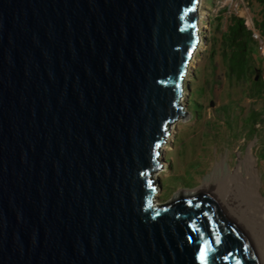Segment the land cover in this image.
Segmentation results:
<instances>
[{"label":"water","instance_id":"1","mask_svg":"<svg viewBox=\"0 0 264 264\" xmlns=\"http://www.w3.org/2000/svg\"><path fill=\"white\" fill-rule=\"evenodd\" d=\"M197 2L0 0V264H261L216 189L153 203Z\"/></svg>","mask_w":264,"mask_h":264},{"label":"rangeland","instance_id":"2","mask_svg":"<svg viewBox=\"0 0 264 264\" xmlns=\"http://www.w3.org/2000/svg\"><path fill=\"white\" fill-rule=\"evenodd\" d=\"M196 16L199 42L187 63L180 98L186 113L168 123V135L159 146L156 160L162 166L150 174L153 200L170 202L206 182L214 183L250 152L264 200V89L261 97L250 94L253 76L264 79L262 4L258 0H198ZM233 16L244 18L253 31V72L242 80L230 76L227 69L229 44L224 33ZM192 95L198 105L189 101Z\"/></svg>","mask_w":264,"mask_h":264},{"label":"bare ground","instance_id":"3","mask_svg":"<svg viewBox=\"0 0 264 264\" xmlns=\"http://www.w3.org/2000/svg\"><path fill=\"white\" fill-rule=\"evenodd\" d=\"M203 185L216 189L234 205L252 238L261 264H264V200L259 192V177L252 153L240 160L232 172L222 173L216 182ZM153 203L157 201L153 200Z\"/></svg>","mask_w":264,"mask_h":264},{"label":"trees","instance_id":"4","mask_svg":"<svg viewBox=\"0 0 264 264\" xmlns=\"http://www.w3.org/2000/svg\"><path fill=\"white\" fill-rule=\"evenodd\" d=\"M258 1L262 4V19L259 22V27L264 31V0ZM227 29L224 36L229 44V54L227 56L228 74L236 80H242L247 73L253 72L250 64L253 31L247 27L245 19L239 16H233L231 18V23L227 26ZM263 89L264 79L260 78L259 75L258 77L257 75L253 76L250 83V94L261 97ZM189 101H192L193 106L198 105V101L195 100L194 95H192V99L189 98ZM251 113L254 114V112Z\"/></svg>","mask_w":264,"mask_h":264},{"label":"snow or ice","instance_id":"5","mask_svg":"<svg viewBox=\"0 0 264 264\" xmlns=\"http://www.w3.org/2000/svg\"><path fill=\"white\" fill-rule=\"evenodd\" d=\"M203 257H204V253H203V251L201 252V259H203Z\"/></svg>","mask_w":264,"mask_h":264}]
</instances>
